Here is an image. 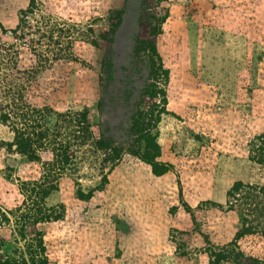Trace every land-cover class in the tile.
<instances>
[{
  "label": "rangeland",
  "instance_id": "1",
  "mask_svg": "<svg viewBox=\"0 0 264 264\" xmlns=\"http://www.w3.org/2000/svg\"><path fill=\"white\" fill-rule=\"evenodd\" d=\"M222 251L264 264V0H0V264Z\"/></svg>",
  "mask_w": 264,
  "mask_h": 264
},
{
  "label": "trees",
  "instance_id": "2",
  "mask_svg": "<svg viewBox=\"0 0 264 264\" xmlns=\"http://www.w3.org/2000/svg\"><path fill=\"white\" fill-rule=\"evenodd\" d=\"M105 65V68L107 69V78H110L109 70L110 65ZM150 97H154V94H150ZM126 100V99H125ZM164 111V110H163ZM160 112L156 113V116L153 118L151 116L148 120L150 121L151 128H144L143 123H139L135 117L132 116L131 119V128L129 129L131 134H133L135 137H137L139 142H142L144 144V148L142 150V153L132 151L131 153L133 155L138 156L143 162L154 165L156 164L155 160L160 156V146L156 142V136L152 134V130L155 124H157L160 120ZM2 122H5V120H1ZM142 127V128H141ZM41 139V138H40ZM100 145V144H99ZM104 145V144H103ZM14 146L18 153L27 156V158L33 160L35 159V151L33 148V142L30 137H24V134L21 132H18L17 130H14ZM100 147V146H99ZM102 147V146H101ZM241 182H236L235 185L231 188V191H234L238 193V191L242 188ZM248 187V186H247ZM53 189V188H52ZM47 192H43V195H46ZM261 212V211H260ZM248 216V215H247ZM4 217V216H3ZM259 218V217H258ZM260 219V218H259ZM245 223H249L250 219L248 217L244 218ZM254 229L253 226H250L246 229V227L243 228V232L241 231L238 236H241L242 234H251ZM230 258L231 260L234 259V262H237L238 256L234 253H227L224 251L216 253L214 259L210 262V264H220L221 261L227 260ZM4 264H10L9 262H6Z\"/></svg>",
  "mask_w": 264,
  "mask_h": 264
}]
</instances>
